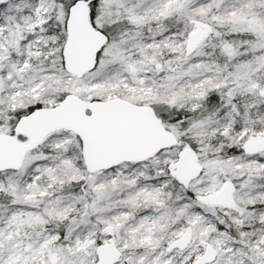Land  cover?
I'll use <instances>...</instances> for the list:
<instances>
[{
	"label": "rangeland",
	"instance_id": "obj_1",
	"mask_svg": "<svg viewBox=\"0 0 264 264\" xmlns=\"http://www.w3.org/2000/svg\"><path fill=\"white\" fill-rule=\"evenodd\" d=\"M5 4L0 8V133H5V112L34 101L53 107L66 87L88 101L119 97L158 105L165 127L182 145L145 162L95 173L90 184L97 195L90 204L75 196L64 203L42 202L52 195V184L84 178L76 135L66 130L51 134L26 156L17 174L0 179V193L18 198L0 210V264H96L99 237L103 243L116 240L123 251L119 264H195L208 245L218 251L210 264H264V150L252 155L243 148L264 137V0H99L94 21L111 38L96 69L81 77L57 63L65 42L56 35L62 33L54 24L62 13L53 0ZM199 25L211 33L188 55L189 37ZM19 29L27 32L25 43L9 60L10 35ZM222 33L242 38L228 44L220 66L214 49ZM46 60L50 64L41 67ZM211 88L224 89L226 95L214 115L193 123L173 121L179 112L185 116L200 108ZM240 99H245L243 108L234 101ZM222 146L243 150L222 153ZM186 148L199 158L202 174L185 189L187 194L172 201L170 165ZM228 183L236 189L232 208L199 200ZM80 211L82 218L71 226L76 232L64 242L68 253L49 251L58 233L44 226ZM91 212L94 221L88 220ZM40 226L44 234L37 242L31 235ZM188 227L193 232L189 246L169 250Z\"/></svg>",
	"mask_w": 264,
	"mask_h": 264
},
{
	"label": "water",
	"instance_id": "obj_2",
	"mask_svg": "<svg viewBox=\"0 0 264 264\" xmlns=\"http://www.w3.org/2000/svg\"><path fill=\"white\" fill-rule=\"evenodd\" d=\"M10 0H0V5ZM68 37L64 46L66 69L77 77L93 70L107 38L90 20V8L85 0L77 1L68 15ZM211 33L209 27L199 25L190 35L186 48L194 53ZM261 94L264 96V89ZM73 132L81 141L86 171L95 174L110 170L122 163H141L156 157L160 152L178 146L179 139L168 130L151 105H138L122 98L85 100L68 93L53 107H40L22 116L14 134L0 133V173L18 171L26 156L37 149L48 136L58 131ZM24 137L27 142L21 141ZM248 154L264 150V137L249 140L245 146ZM172 175L183 188L200 177L202 167L195 152L181 150L178 160L170 165ZM234 185L228 183L214 194L199 198L207 205L232 208ZM192 228L174 240L170 250L186 249L192 241ZM96 264H119L123 251L116 240L96 248ZM218 251L208 245L205 254L195 264L213 263Z\"/></svg>",
	"mask_w": 264,
	"mask_h": 264
},
{
	"label": "trees",
	"instance_id": "obj_3",
	"mask_svg": "<svg viewBox=\"0 0 264 264\" xmlns=\"http://www.w3.org/2000/svg\"><path fill=\"white\" fill-rule=\"evenodd\" d=\"M53 1L55 2V4L58 5V7L62 13L61 17H60L61 18L60 21L58 23H54L56 26L60 27V29L62 30V33L60 35L56 33V35H58L60 37L61 43L65 42L63 44V46H61V48L57 52L58 53V55H57L58 56V62L57 63L63 70H65L66 72H68L70 74V72L66 69V66H65L64 46H65L66 41H67V35L66 34L68 31V25H67L68 15H69L71 7L79 0H53ZM86 1L90 4L91 10L94 11L99 0H86ZM5 5L6 4L0 5V8H3ZM181 16H182V13H181L180 17ZM170 22H171V24H173L175 22V18H173L172 21H170ZM48 24H49V22H48ZM48 24L47 23L44 24V27L48 26ZM54 24L53 23L51 24V22H50V27L53 28V26H55ZM7 32H9V31H7ZM26 33H27L26 31L20 30V29L14 30L13 32H11L10 38H11V44H13V45H9V47H8L9 52H10V59L9 60H12L15 57L14 49L18 46H20V47L23 46V44L25 43V39H26L25 34ZM110 38H111V36H110ZM240 38H242V37L239 36L238 34H233L230 36H227L226 33L221 34V43L217 44L215 46V49H214L215 55L217 56V60L220 64V66L223 65L226 61L227 51L229 50L228 44L231 45V43H233V42L236 43V41H239ZM49 64H50V62L46 60V61H41L39 65L41 67L42 66L46 67ZM223 90L224 89L220 90V89H215V88L207 89V91L205 93V97H204L203 102H202V106L200 108H198L192 112L186 113L185 116L184 115L182 116V112H179V114H177V118H175L173 121L177 122V120H181L182 118H184L188 121L187 123H193L194 121H196L200 118L203 119V118L208 117L210 115L211 116L214 115L218 111V108H220V106L225 102L224 100H226V95L224 94ZM70 92H71V89L63 87L62 93L58 94V99L62 100L65 97V95L70 93ZM92 100H101V98L100 97H94ZM234 101L239 103L241 105V107L243 108V106H244L243 102H245V99L234 100ZM40 107H44V105H42L38 101H34V102L28 104L27 106H25L24 108H19V109L10 110V111L5 112L1 116L3 119L2 124L4 125L3 131L5 133L14 134L15 126H16L18 120L22 116L27 115V114L31 113L32 111H34L35 109L40 108ZM154 108H155L158 116L163 120V122H165L166 117L163 116L162 108L158 105L156 106L155 104H154ZM170 114H173V112H170ZM19 139H24V137L19 136ZM76 139H77L78 143L81 144L80 139L77 136H76ZM180 145H182L181 140H179V144L177 147H179ZM243 148H244V146H243ZM243 148L241 147L240 149H234V148L229 147V146H225V147L222 146L220 151H222V153L225 150L227 152H229L230 150L242 151ZM79 162H80V165L82 166V168L84 170V178L76 179V180L75 179L67 180L66 184H64L62 186L61 185L57 186L58 185L57 183L52 184L53 188L50 189V191L52 190V195L43 197L41 200L42 202H47V201L59 202L60 201V203H62V202L64 203L66 200L69 199V196H71V197L75 196V197L83 198V200L86 203L90 204L92 202V200H94V198H96L97 194L94 192V190L92 189V186L90 184V183H92V179H93V177H95V174H89L85 170L86 167L84 164V160H83V156H82L81 151L79 152ZM6 174H17V172L16 171L2 172V173H0V179H2V177H4ZM230 177H231L233 182H235V183L239 182L238 181L239 177L237 176V173H233V175L231 174ZM69 178H72L71 175H69ZM187 192L188 191H186L185 188H183L182 186L177 184L175 179H172L171 192H170V199L172 201L181 198L184 194H187ZM17 199L18 198L14 197V195H12V194L0 193V210L3 209L4 207L14 206L15 201H17ZM257 206H259V205H257ZM252 207H254V206H248L246 208H248L247 210H249ZM83 211H80L77 213H69L62 220L52 219L50 223H48L44 226L46 228L54 229L58 233V238L49 244V246H48L49 251L52 249V251H54L55 253L61 254V255L68 253L67 250H65V248H64V242L66 241L67 238H70L71 235H73V233L76 232L75 230H73V228L71 226H72L73 222L82 218L81 216H82ZM94 217H95V214H93L91 212L88 215V220L94 221ZM225 220H226V223H229L228 219H225ZM98 226L100 227L101 225L98 224ZM229 228L235 235H238V232H236L233 229V225H230ZM42 234H44V232L42 230V226H40L34 230V233L31 235V239L39 242L42 239ZM95 243H96L95 245H97V246L100 244H103L102 237H99ZM0 247L2 249V246H0Z\"/></svg>",
	"mask_w": 264,
	"mask_h": 264
},
{
	"label": "flooded vegetation",
	"instance_id": "obj_4",
	"mask_svg": "<svg viewBox=\"0 0 264 264\" xmlns=\"http://www.w3.org/2000/svg\"><path fill=\"white\" fill-rule=\"evenodd\" d=\"M86 1V0H85ZM87 2V1H86ZM88 3V2H87ZM88 5H89V8H90V20H91V22H92V24L94 25V27L98 30V31H100L101 33H103L105 36H106V38H107V43H108V41H109V39H110V35L107 33V31L106 30H104V29H102V28H99L98 27V25L96 24V22L94 21L95 20V15H96V10H94V11H92L91 10V6H90V4L88 3ZM67 37H68V31H67ZM107 43H106V45H107ZM103 51V50H102ZM100 56H101V53L99 54V56H98V61H97V65L99 64V60H100ZM97 65H96V67H97ZM245 146V145H244ZM244 150H245V148H244ZM247 153V152H246ZM248 154V153H247ZM256 154H258V153H256ZM252 155H255V154H252ZM176 181V180H175ZM178 184V183H177ZM233 184V183H232ZM234 185V184H233ZM234 189H235V185H234ZM236 190V189H235ZM235 192V191H234ZM234 195V194H233ZM203 203V202H202ZM222 207H224V206H222ZM226 208V207H225ZM170 247V246H169ZM169 250H170V248H169ZM173 250H175V249H173ZM97 256V255H96Z\"/></svg>",
	"mask_w": 264,
	"mask_h": 264
}]
</instances>
